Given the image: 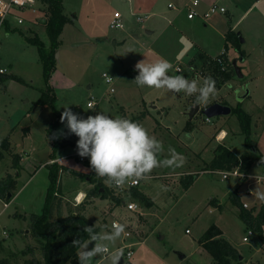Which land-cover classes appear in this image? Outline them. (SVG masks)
I'll use <instances>...</instances> for the list:
<instances>
[{
  "label": "rangeland",
  "instance_id": "rangeland-1",
  "mask_svg": "<svg viewBox=\"0 0 264 264\" xmlns=\"http://www.w3.org/2000/svg\"><path fill=\"white\" fill-rule=\"evenodd\" d=\"M170 3L175 4L176 10L169 8ZM180 3L181 1L177 0H155L156 8L151 12V17L146 22L139 23L132 15V13L139 14L134 11L132 0H64V14L73 22L65 29L58 66L63 73L76 81L77 86L72 89L60 85L59 89H54L58 111L62 114L64 107H70L74 114L82 118L98 112H104L113 118L121 117L122 107L129 117H137L141 115V112L147 111L150 114L141 124L160 142L156 150L160 167L149 174L155 176V179H141L137 189L149 194L159 206L157 218L160 219L146 229L148 219L153 216H140L138 220L136 214L132 216L122 206L134 199L133 191L125 193L124 204L121 206L116 204L110 206L109 202H104L99 196L90 195L97 186L95 184L91 187L90 179L98 177V182L101 181V177L91 170L90 160L81 163L79 158L75 157L71 167H64L61 170V192L54 207L53 221L58 219L60 213L64 217H67L71 211L82 213L89 223L100 229V232L102 229H107L109 224L111 226L113 220H119L125 224L138 221L137 226L142 240L134 237L124 242L125 232L120 237H116L113 229L106 233L103 231L97 242H95L97 239L90 240L85 248L87 251L99 244L101 247L106 246L109 253L107 255L97 253L91 261H87L89 264H112V256L119 246L121 247L119 249L123 250V258L126 259L128 250L124 248L125 244L133 245V257L127 261L132 264H216L211 256L206 255L207 259L201 256L203 252L199 244L201 238L213 225L224 231L225 238L243 257L241 259L243 264L247 263L251 256L255 260L260 259L261 264H264L261 233L254 231L255 236L251 240L243 241L249 228L240 218V208L233 203L232 199L234 191L239 189L242 204L246 203L249 206L247 210L259 212L264 200L257 198L253 193L256 189L264 193V180L250 179L243 184L244 186H240V180L236 178L222 180L221 176L211 172L206 164L213 158L214 150L220 144L215 139V134L220 130L226 131L228 135L222 145H227L236 154L247 151L246 144L249 139L253 145L256 146L258 143L264 150V111L255 103L259 101L264 103V58L257 55L252 60V66L260 69L256 73L249 74L244 68L242 79L236 75L233 80L221 83L207 104L197 103L198 93L191 96L183 92L174 94L166 89L139 87L132 82L139 75L136 64L142 60L154 61L149 55L157 49H163L160 59H165L172 65L169 75L182 74L190 81L196 80L198 87L203 86L204 74L192 71L187 61L181 59L184 46L171 42L172 34L160 35L164 26H168L175 34H185L178 25L170 24L166 19V17L177 15L180 9L184 8V3ZM219 4L224 5L227 2L220 0ZM228 5L233 12L234 7ZM185 10L186 15L187 9ZM27 12L25 10L20 15V18L26 21L25 23L18 24L17 12L15 17L4 23L0 31V69L7 71L6 75L1 76L3 81H0V142L10 138V130L16 125L15 127L18 128L10 139L14 144L13 152H20L26 156L24 157L26 169L20 171L16 198L5 211H3L4 202L8 200L0 199V241L2 242L0 259H7L10 264H27L31 260L41 262L44 260L41 245L33 235L32 216L41 215L44 209L45 197L50 186L49 169L42 168L32 176L35 168L27 169L31 166L32 158L25 154L28 149L24 148V145H29L30 142L23 143L22 135L25 129L31 128L32 141L43 143L46 133L49 132L47 129L55 121L53 110L49 106L44 107L34 103L41 98L42 90L45 88L43 65L37 46L28 43L26 37L38 35L45 43H49V38L46 32H43L44 29H40L42 25H37L39 27L37 29L41 30L37 33L32 27L28 28L27 21L35 22V20L32 21V13ZM115 12L122 14L125 22L124 29L110 27ZM37 15L41 18L45 17L44 14ZM238 19L232 17L231 27L237 23ZM250 22L251 19L242 21L239 28L235 29L236 35L243 30L247 36V45L243 46V49L247 51L253 45H260L261 41H264V36H261L257 44L253 41V36L250 37V34L246 32ZM154 23L157 25L152 27ZM8 29L12 30L7 33ZM150 29H156L155 34H148L147 30ZM135 35L139 37L135 38ZM115 41L123 44L116 46ZM162 42L166 51L161 45ZM255 53L259 54L257 50ZM243 56L240 53V58L236 61L238 65L243 64ZM229 60L233 66L235 58L233 60L229 58ZM177 66L183 69L182 73L176 72ZM199 66L197 65V68ZM104 74L115 80V93L109 92L110 85L103 77ZM13 76L23 79L26 84L12 79ZM229 84L231 87L228 86ZM248 93L254 101L246 100L245 96ZM91 98L98 102V107L88 108L87 104ZM216 99L231 107L232 113L228 116L211 118V122H207L208 117L202 110ZM196 106H199L201 110L193 120H190L189 113ZM241 108L254 117L250 136L242 132L241 123L236 114V110ZM66 123V121L62 123L60 128L51 134L58 133L60 129L67 133L69 130ZM69 136L75 138L73 142L79 139L75 137V134ZM51 144L54 143L51 142ZM170 148H174L185 158L181 167L165 166L164 160L171 157ZM61 150L62 154L74 153L72 145L65 146ZM43 154L41 157H44ZM40 161L43 163L46 160L42 158ZM261 163L258 161L254 164L251 174L256 175L255 177L264 173L261 172L264 171ZM6 172L16 175L13 169V156L9 153H5V158L0 163V179ZM189 175H194L196 181L192 188L186 191L184 184ZM166 182L168 184H165ZM248 184L251 193L247 191ZM94 198L99 201L96 206H93L96 203ZM212 199L220 203L223 209L221 210L217 203L211 204ZM141 206L145 214L156 211L150 210L143 203ZM5 231L8 232V237L3 235ZM146 234L148 238L144 239ZM179 254L186 258L181 260Z\"/></svg>",
  "mask_w": 264,
  "mask_h": 264
},
{
  "label": "trees",
  "instance_id": "trees-1",
  "mask_svg": "<svg viewBox=\"0 0 264 264\" xmlns=\"http://www.w3.org/2000/svg\"><path fill=\"white\" fill-rule=\"evenodd\" d=\"M40 1L43 5L47 6V21L45 22V26L50 44L48 46L39 38L38 35H35L34 37H26V41L37 46L43 65L45 88L42 90L41 98H39L35 105L44 107L49 106L53 110L55 121L48 128L49 132L52 133L54 130L59 128L62 123L60 120L61 114L56 109L57 97L54 92V87L51 84V79L53 73L57 69L56 54L62 46L60 37L65 26L73 21L64 14V0ZM6 26L8 27L9 25L7 24ZM226 40L227 51L231 46L236 47V49L241 48L240 39L237 38L234 32L229 31L227 33ZM220 57L222 58V63H219L217 60L210 61L211 63L208 66H204L202 70L203 73H205V78L212 77L215 81L216 79L218 80V83L215 84L216 88L219 87L221 83L233 80L236 76L235 68L230 63L231 61L229 60L228 55L224 54ZM206 60L208 59L202 58V61ZM12 79L20 82L21 84H26L25 81L19 77L13 76ZM1 80L3 81V78L0 76V81ZM213 104H215V102L206 105L204 108ZM236 114L241 123L242 132L250 136L252 133L251 115H249L242 108L236 110ZM142 118L143 116H139L132 119V121L139 122ZM27 132L28 130L26 129L25 134ZM68 145L75 147L77 146V143L70 142L68 137H64L61 141L55 140L51 160H56V154ZM246 145L247 151L243 152L241 155L235 154L227 146L219 145L216 149L214 159L208 165V169L211 171H229L235 168H240L242 172H245L249 171L256 162H264V156L259 152L257 146L253 145L250 139ZM5 153H9L13 156V168L20 172L21 157L18 154H13L9 137L4 139L0 144V163L5 158ZM48 169L50 186L47 191L43 212L41 215L32 216L33 235L41 245L44 260L42 262L31 260L27 262V264H82V261L77 255L78 249L80 250L84 243H87L90 240L99 239L100 229L89 223L87 217H85L82 213H74L72 211L67 217L62 216L60 213L57 220H52L54 207L59 200L58 195L61 192L60 172L62 167L58 163H54L49 164ZM91 179L97 186L90 195H93V197L99 196L102 199L111 198L114 200V203H122L121 198H115L112 196L110 190L105 184L106 178H101V181L99 182H97V179L94 177ZM186 181L187 182L184 186L186 189H189V187L196 181V177L194 175H189ZM101 189H103V191H101ZM137 189L138 187L132 190L134 200L140 204H145L148 208H151L153 204ZM16 190L17 182L14 176L8 175L0 181L1 200L7 199L9 194L13 195ZM232 198L233 203L240 208L239 216L247 227L262 234L264 227V205H262L258 214L254 216V211L244 208V205L241 203L240 198L236 195V192H234ZM85 227L91 228L92 232H86ZM222 235V230L218 226L213 225L201 238L199 244H201L202 247L211 255L217 264H233L234 262L242 264V262H240L241 254L239 251L235 249L229 241L224 239ZM73 241H79V243L73 246ZM1 249L2 242L0 241V250ZM0 264H10V262L7 259H0Z\"/></svg>",
  "mask_w": 264,
  "mask_h": 264
},
{
  "label": "crops",
  "instance_id": "crops-1",
  "mask_svg": "<svg viewBox=\"0 0 264 264\" xmlns=\"http://www.w3.org/2000/svg\"><path fill=\"white\" fill-rule=\"evenodd\" d=\"M177 1H181L180 4L184 3L183 6L186 9L185 6L187 4H189V3H191L192 0H177ZM219 2H220V0H201V5L199 6L198 11L200 13H205L212 4H215V3L219 4ZM226 2H227V4H224V5L219 4V5L224 6L226 8L228 6V8H229L228 4H230L231 6L234 7V11L232 12L230 8L229 9L227 8L228 10H227L226 14H217V15L211 17L207 21H205V20H203L201 18H197V19H194V20H189L188 17H187L188 13L185 15L186 10L184 8H182V9H180V11L178 12L177 15H172L171 17H166V19L169 21L170 24L178 25L179 28L182 29L181 31L185 32L186 35L185 34H181V35L175 34L174 32H172L170 30V28L168 26H166V27L164 26L163 27L162 31L160 32V35L161 36H166V35L172 34L171 38H170L171 42H176V43L184 46L183 49H182V51H184V53H182L181 59H182V61H187V65H188V67L190 69H192V71H196L197 72L198 69H201V68L204 67V61H202V58L203 59L205 58V59H208V60H212V59H215L217 57L222 56L223 54H227L228 57L231 60H233L234 58H235V60H238L240 58V53H241V54L244 55L243 56L244 60L242 61L243 64L242 65H238V66L241 68L242 71L245 68L246 71L249 74H253L254 72L256 73L260 69H256L255 66L254 65L252 66L251 63H252V60L257 57V55H261V57L264 58V41H261L260 45H253L249 49V51H247V50L243 49L244 48L243 46L247 43L248 38H247V36H245L243 30H241L240 33H238L237 35L235 34L237 36V38L240 39L241 48L236 49V47L231 46L228 49V51H227L226 50V43H227L226 36H227V33L229 31H232V32L235 33V29L239 28V25H240V23L242 21H247L248 19H251V22H250L251 24H250V26H249V28L247 29L246 32L248 34H250V37L253 36V38H254L253 41L257 42V44H258L257 40L260 39L261 36H264V0H226ZM171 4H173V3H170L169 6ZM132 5H133L134 11L139 13L138 15L136 13H132V15L135 16L136 21L139 22V23L146 22L151 17V15H152L151 12H153L155 10V8H156L155 0H132ZM173 5L175 6V4H173ZM170 9L176 10V6L174 8H170ZM30 10L28 9L26 11L32 13L31 16H33V18H31V20L32 21L35 20V22L27 21L28 23H26V25L28 26V28L30 29V27H32L33 29H35V32L37 33L38 31H41V30L37 29V28H39L37 25H42L43 28L41 26L40 29H42V30L44 29L43 32H46V30H45L46 29L45 22L47 21V12H46L47 6L43 5V3L40 0H35L34 4L32 5V8H30ZM17 12H18V16L16 18L23 19V18H20V15H22V12L15 11V13H17ZM236 13H238V14H236ZM37 14H44L45 17L41 18ZM145 15H147L148 18L144 19L142 22L137 20L136 16L140 17V16H145ZM232 17L239 18L237 23L234 24L233 27H231L232 24H230V22L232 23V21H233ZM23 21H24V19H23ZM25 22L26 21H24V23ZM123 22H124V18H123ZM69 24H72V23H69ZM69 24H67V25H69ZM124 24H125V22H124ZM67 25L65 26L64 31H63V33H62V35L60 37L62 46L60 47V49H59V51L57 53L58 55L56 54L57 55L56 56V58H57V69L53 73V76H52V79H51V84H52V86L54 87L55 90L59 89L60 85H63L65 87H70L72 89L77 86L76 81H73L72 77H69L67 74L63 73L62 69H60V67L58 66V59H60V57H61V51H62V47H63V43H64L63 42V37H64V33H65V29H66ZM156 25H157V23H154V24H152V27H154ZM11 30L8 29L6 31H7V33H9ZM155 32H156V29L147 30L148 34H155ZM161 36L159 37V41L161 40ZM138 37L135 35V38H138ZM241 39H243V43L241 42ZM163 43L164 42H162V44H161L162 47H164ZM46 44L49 46L50 42L46 43ZM122 44H118L115 41V45L116 46H120ZM159 47H161V46L159 45ZM162 50L163 49H160V50L157 49V51H153L152 54L149 55L150 59H152L154 61L160 60V58L162 56ZM256 50L259 52V54L255 53ZM164 51H166L165 47H164ZM154 61H151V62H154ZM197 65L198 66L200 65V66L197 68ZM178 67L179 66H177L176 69H175L176 72L177 73H182L183 69H182L181 72H178L177 71ZM56 76H57V78L55 79ZM245 98H246V100L250 99V101H254V98L251 99V94H249V93L245 96ZM37 101H35L34 103H36ZM214 102L215 103L216 102L217 103L218 102L221 103L219 99H216ZM255 103H256V105L258 107L262 108V110L264 111V103L262 101L255 102ZM56 109H57V105H56ZM57 111H58V109H57ZM59 113L61 114V112H59ZM120 114H121V117H126V118H129L131 120L136 118V117H129L128 113L126 112L125 109H123V107L120 109ZM140 114L141 115H138L137 117L143 116V118L139 121L140 123H142L144 121V119L146 118V116L148 114H150V113H148L147 111H145V112L143 111ZM249 115H251V114H249ZM251 116H252V122H253L254 117H253V115H251ZM54 118H55V115H54ZM15 126L10 130V135H9L10 139H11V136L14 133L15 129L18 128V127L16 128ZM59 128H57L54 131L56 132ZM27 130H28V132L26 134L24 132V134L22 135V141H23V143L30 142L29 145H24V148L28 149V150H26L25 154H27L28 157L32 158L31 166L29 167V165H28L29 168H27V169L28 170L29 169L33 170V168H35L33 170V172H32V176H34L36 174V172H38L42 168L43 169H47L48 165L51 164V162H52L51 155L53 153V145L51 144V142L54 143L55 140L56 141H61L60 139H63L64 137H61L58 140L57 138H54V134L52 135L51 133L47 132L46 135H45V140L42 141L43 143H35L34 141H32L33 139H32V135H31L32 134L31 128H27ZM66 137H68V140H70V142L77 143V142H73V140L75 139L74 137H71L69 135L66 136ZM75 137H77V136L75 135ZM227 138H228L227 132L224 131V130H220V131H218L215 134V139H216L217 142L220 143L219 145H222V143H224ZM2 141L0 142V144L2 143ZM10 142H11V149L13 150V145L14 144L12 143V141H10ZM256 146H257V149L259 150V152L264 156V150H262V148L258 145V143H257ZM217 147H216V149H217ZM73 149H74V153L73 154H62V150H60L56 154V160H54V161L56 163H58L62 167V170H63L64 167L65 168L71 167L70 165H71L72 161H74L75 157H77L76 156V154L78 152L77 146H75V147L73 146ZM216 149L214 150L213 158L210 161H207V163H206L207 165H209L210 162L214 159V157L216 155ZM42 153H44L43 154L44 157H41ZM13 154L20 155V157H21V162H20L21 169H26V167L24 168V164L26 163L24 157H26V156H23V154H21L20 152L19 153L13 152ZM241 154H237V155H241ZM42 158H44L46 160L43 163H41V161H40V160H42ZM261 165L264 168V162H262ZM254 166L255 165H253L252 168L249 171H247V174L252 176L253 177L252 179H258L259 181L264 180V173L260 174L257 177H255L256 175L251 174V171L254 168ZM261 172H264V171H261ZM8 175H12L13 176L12 172H6L5 176L3 178H1L0 181L3 180L4 178H6ZM20 176H21V172L16 171V175L14 176V178H15V180L17 182V188H18V182H19L18 178ZM48 176H49V171H48ZM162 177H165V176H162ZM97 178L98 177H95V179H97ZM146 178L155 179V176L147 175ZM238 180H240V179H238ZM249 181L250 180H246L245 182H241L240 181V186H244L243 184H246ZM90 182H91V187H94L96 183H93L92 179H90ZM97 182H98V179H97ZM140 183H141V180H140ZM165 184H168V182H166ZM49 185H50V182H49ZM149 185H154V183L153 184L149 183ZM193 185H194V183L186 191L190 190ZM249 190H251V188H250V185L248 184L247 185V191H249ZM16 191H14L13 195L11 194V198L7 202H4L5 204H8L10 206L11 202L16 198ZM101 191H103V189H101ZM80 192H82V191H80ZM139 192L142 193L143 195H145L148 198V200L153 204L152 207L150 208V210H153V209H154V211L156 210L155 212H151L150 211L147 214L143 213V217H146V215L153 216V217L148 219V221H147V223L145 225V229H146V227H150L152 224L156 223V221H158V219H160V218H157V212H158L159 206L156 203V201H154L151 198V196L149 194H147V193H145V192H143L141 190ZM234 192H236V195L241 198V194H240L239 189H236ZM82 194L84 195V192ZM90 194H92V191H91ZM45 199H46V197H45ZM93 200L96 201V203L94 205L93 204L92 205L96 206L97 203H99V201L96 198H94ZM102 200L104 202H109L110 206H112L114 204H116L117 206H121V204L124 203V200L122 201L121 204H117L116 202L114 203V200H112L111 198L102 199ZM240 201H241V203H243L242 200H240ZM216 203L217 202L214 199H212L211 204L215 205ZM5 204H4L3 211H5L7 209V208L5 209ZM217 205L220 207L221 210L223 209L222 205H220V203H217ZM9 206H8V208H9ZM122 206H124V205H122ZM257 214H258V212L254 213V216H256ZM16 215H18V214H16ZM25 217H27V216H25ZM103 231L105 233H106V231H111L110 224H109V227L107 229H104V230L102 229V232H100L99 239H97L95 242L100 240L101 235L103 234ZM222 232H223L222 237L224 239H226L225 236H224V231L223 230H222ZM263 234H264V227H263V233L260 235L261 242L264 245ZM145 238H148L147 234L144 237V239ZM88 242H87V244H88ZM143 242H145V241H143ZM230 244L235 248V246L231 242H230ZM104 247H106V246H104ZM118 248H120V246ZM200 248H201V250L203 252L201 254V256L203 258L207 259L206 255H208V257L211 256L202 247L201 244H200ZM79 252L82 255L84 252H87V250L85 249V247L82 246L81 249L79 250ZM133 254H134V251H133ZM132 257H133V255H132ZM241 257H240V262H241V259H243V257L242 258ZM185 258H186V256H184L183 259H185ZM183 259H181V260H183ZM212 260H213V258H212ZM255 262H256V264H261L260 259H256L255 260L251 256L248 259V262L245 263V264H252V263L254 264ZM85 264H89V263H87V261H85ZM124 264H132V263L124 261ZM242 264H243V262H242Z\"/></svg>",
  "mask_w": 264,
  "mask_h": 264
},
{
  "label": "clouds",
  "instance_id": "clouds-1",
  "mask_svg": "<svg viewBox=\"0 0 264 264\" xmlns=\"http://www.w3.org/2000/svg\"><path fill=\"white\" fill-rule=\"evenodd\" d=\"M139 75L132 81L139 87L166 89L172 93H185L189 96L198 93L197 103L207 104L209 98L216 93V81L212 77L203 80V86L198 87L196 80H189L184 75H169L171 63L165 59L148 62L139 61L136 64ZM231 87V84L228 85ZM61 114V123H66L67 133L60 129L54 138L66 137L75 134L78 154L81 157H90L91 170L105 183L123 186L129 180L145 179L155 168L160 167L158 150L160 142L140 123L126 117H111L104 112L89 115L87 118L74 114L70 107H64ZM171 157L164 160L166 167H181L185 158L170 148ZM255 196L264 200V193L259 189L254 191ZM115 236L120 237L125 232V225L114 223ZM91 233L92 229L85 227ZM79 241H73L75 246ZM83 247H87L84 243ZM103 251L97 244L92 250L82 255L77 251L82 261H91L97 253ZM123 258V250L117 249L112 256V264H118Z\"/></svg>",
  "mask_w": 264,
  "mask_h": 264
},
{
  "label": "built area",
  "instance_id": "built-area-1",
  "mask_svg": "<svg viewBox=\"0 0 264 264\" xmlns=\"http://www.w3.org/2000/svg\"><path fill=\"white\" fill-rule=\"evenodd\" d=\"M35 0H0V31L2 30L4 23L6 21H8L9 19H11L12 17H15V11H20L23 12L27 9L32 8V5L34 4ZM201 5V0H192L191 3L187 4L185 7L187 9V17L189 20H194L197 18H201L205 21L209 20L211 17H213L214 15L217 14H226L227 13V8L224 6H221L217 3L212 4L209 9L205 12V13H200L198 11L199 6ZM170 8H174V5H170ZM138 21H143L144 19L148 18L147 15L145 16H136ZM18 20V24L22 25L24 23L23 19H19ZM110 27L112 29H124L125 28V24L123 22V17L122 14L120 12H115L111 22H110ZM1 59V58H0ZM217 60L219 63H222V58L218 57L212 60H206L204 61V66H208L211 62L210 61H215ZM203 68L198 69L197 71L201 72V74L203 73ZM178 72L182 71V68L179 66L177 68ZM7 71L6 69H0V76L2 75H6ZM205 74V73H203ZM202 74V75H203ZM205 76V75H204ZM103 77L106 79V82L110 85L109 88V92L111 94L115 93V88H114V82L115 80L112 77H109L107 74H104ZM98 102L94 100V98H91V100H89L87 106L90 109H94L98 106ZM207 122H211L210 118H207ZM76 156L79 158L81 163H85L87 161H89L91 158L88 156L85 157H81L79 156L78 152L76 154ZM56 163L55 161H52L51 164ZM215 174H218L221 176L222 180H228L230 178H237L240 179L241 182H245L246 180H250L253 177L247 174V171L242 172L240 170V168H235L233 170H229V171H211ZM140 180L138 181H133V180H129L126 184H124L123 186H116L114 184L111 185H107L108 189L110 190L112 196H114L115 198H121L123 200V197L125 195V193H129L131 192L133 189L137 188L140 186ZM249 193H251V191H248ZM124 204V203H123ZM8 204H5V209L8 208ZM124 207L127 209V211L129 213L132 214V216L134 214L137 215V218L139 220L140 216H143V212H142V206L140 203H138L136 200L131 199L128 203H126L124 205ZM244 208L249 209V206L247 204H244ZM130 221V220H128ZM114 223H121L125 225V234L123 237V241L126 242L128 239L131 238H139L140 240H142L141 237V232L138 230V221L136 223H132V221L125 223L120 222L119 220H113V222L111 223V229H114ZM135 234H134V233ZM187 233H189V230H187ZM3 235L5 237H8L9 234L8 232H4ZM255 236V232L252 229H249L247 232V235L244 236L243 241L248 242L249 240H251V238ZM263 238H264V234H263ZM125 249H127V254H126V259H124V261H128L131 259L132 255H133V251H132V244H125L124 245ZM103 249V251H101V253L107 255L109 253V249L107 247H101ZM121 248V247H120ZM119 249V248H118ZM85 264V261L83 262Z\"/></svg>",
  "mask_w": 264,
  "mask_h": 264
},
{
  "label": "water",
  "instance_id": "water-1",
  "mask_svg": "<svg viewBox=\"0 0 264 264\" xmlns=\"http://www.w3.org/2000/svg\"><path fill=\"white\" fill-rule=\"evenodd\" d=\"M241 42L243 43V39H241ZM58 55V54H57ZM56 55V56H57ZM237 60H235L233 62V67L235 68V72H236V75L239 77V78H243V74H242V70L241 68L238 66V64L236 63ZM216 83H218V80L216 79ZM200 107L199 106H196L194 107L191 112L189 113V117H190V120H193V118L195 117V115L200 112ZM202 112L208 117V118H215V117H221V116H228L232 113V109L231 107H229L228 105H224V104H221V103H215L211 106H208L207 108H204L202 110ZM11 198V194H9L7 200H9ZM180 258L183 259L184 256L182 254H179ZM242 258V257H241ZM118 264H124V259L122 258Z\"/></svg>",
  "mask_w": 264,
  "mask_h": 264
},
{
  "label": "bare ground",
  "instance_id": "bare-ground-1",
  "mask_svg": "<svg viewBox=\"0 0 264 264\" xmlns=\"http://www.w3.org/2000/svg\"><path fill=\"white\" fill-rule=\"evenodd\" d=\"M225 135V134H224ZM81 198H83V197H81Z\"/></svg>",
  "mask_w": 264,
  "mask_h": 264
}]
</instances>
